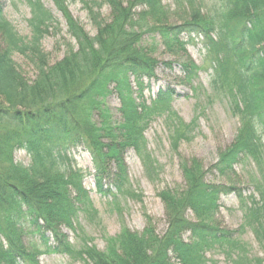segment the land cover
Masks as SVG:
<instances>
[{
    "label": "trees",
    "instance_id": "obj_1",
    "mask_svg": "<svg viewBox=\"0 0 264 264\" xmlns=\"http://www.w3.org/2000/svg\"><path fill=\"white\" fill-rule=\"evenodd\" d=\"M27 1L32 10L29 39L5 20L0 4V264H41L43 254L78 256L85 264H207L206 253L215 246L230 264H264L238 239L251 230L264 251V0H219L216 12L207 14L188 0L191 16L178 25L171 23L172 13L162 0L83 1L95 36L72 16L67 0H52L73 40L56 63L42 49L56 20L40 0ZM104 6L110 19L102 22ZM145 35L158 37L172 55L202 39L204 66L212 71L208 101L224 98L240 123L212 170L230 177L237 165L251 160L254 193L245 198L234 184L208 183L202 162L182 160L185 186L158 194L168 224L163 236L147 218L143 233L125 228L107 239L106 251L91 241L76 250L62 228L75 231L81 213L88 212L84 181L90 174L71 166V152L83 149L91 156L98 192L115 199L134 195L127 189L128 151L136 153L148 176L158 175L145 136L154 116L166 114L175 149L193 132L194 123L174 119V91L161 89L149 104L142 96L145 81L155 78L160 63L152 45L144 46ZM14 53L35 65L34 80L20 72ZM182 67L186 82L203 69L192 61ZM112 95L120 101V121L107 105ZM20 150L29 156L28 166L15 161ZM230 195H236L244 212L239 231L218 225L221 199ZM28 235L38 237L39 248L26 244Z\"/></svg>",
    "mask_w": 264,
    "mask_h": 264
},
{
    "label": "rangeland",
    "instance_id": "obj_2",
    "mask_svg": "<svg viewBox=\"0 0 264 264\" xmlns=\"http://www.w3.org/2000/svg\"><path fill=\"white\" fill-rule=\"evenodd\" d=\"M41 4L51 12L55 22L51 23L49 33L42 42V49L48 54L50 63H56L64 58L68 51L67 44L71 41L68 27L62 13L52 0H40ZM83 1L92 3L104 0H67L72 16L90 33L97 34V29L89 17ZM127 2L129 0H122ZM167 9L171 11V23L181 24L191 16L188 0H162ZM3 7V17L23 38L32 36L30 20L32 10L27 0H0ZM221 3L219 0H194V9L202 10L203 14L215 13ZM92 6V5H91ZM97 10V8L95 9ZM101 21H109L110 9L104 6L101 10ZM59 24V26H58ZM188 38L184 37V41ZM0 43L2 39L0 36ZM158 43V44H157ZM144 46L152 45L153 56L160 62L156 69L155 78L145 81L142 96L149 104L154 100L161 89L175 92L171 103V112L184 123H194L193 132L189 141L183 140L177 149L171 139L170 124L165 115H156L152 118L145 133L147 147L153 161L158 164V175L148 176L143 165L133 150L126 153L125 162L128 169L129 182L127 189L134 195L113 198L111 195L98 192L93 179V165L91 156L83 149L71 152V166L90 174L84 187L89 192V202L80 215L75 231L62 228L70 242L80 250L84 243L91 241L100 251H106L107 239L120 235L127 228L132 232L143 233L147 227V218H150L156 234L163 236L168 224L165 209L158 194L165 189L183 188L185 181L181 169L182 160L197 159L202 162L206 174V182L216 184H234L240 188L245 198L253 195L254 185L252 177L255 164L251 161L241 162L235 168V173L223 178L212 167L217 163L221 151L229 147L237 136L240 128L238 118L232 116L228 103L222 97H216L212 102L208 96L212 95L210 87L212 71L204 66L205 50L202 39L187 46V51L181 54H169L161 44L158 37L145 35ZM13 60L20 72L28 79L34 80L37 75L35 65L19 53L13 54ZM192 61L203 68L191 82L185 81V71L182 64ZM205 67V68H204ZM134 97L141 95L138 88L133 85ZM107 105L114 118L120 121V101L117 95L107 99ZM264 141V137H263ZM15 161L28 166L30 158L25 151H16ZM221 210L218 215V225L230 231H239L244 223V212L236 195L222 197ZM243 232V233H242ZM238 235L241 244L250 253L251 257L264 258V251L258 244L251 230L242 231ZM189 236V235H188ZM36 236H27V245L39 248L40 241ZM31 242V243H30ZM43 250V247L40 249ZM205 258L207 264H230L229 258L218 246L209 249ZM41 264H85L78 256L59 254H43L40 256Z\"/></svg>",
    "mask_w": 264,
    "mask_h": 264
}]
</instances>
